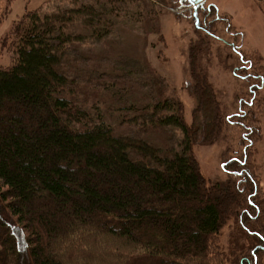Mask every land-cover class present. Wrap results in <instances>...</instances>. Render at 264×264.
I'll return each instance as SVG.
<instances>
[{"label":"trees","instance_id":"trees-1","mask_svg":"<svg viewBox=\"0 0 264 264\" xmlns=\"http://www.w3.org/2000/svg\"><path fill=\"white\" fill-rule=\"evenodd\" d=\"M81 1L27 12L5 37L13 59L0 68V264H264L254 160L261 59L235 49L236 75L257 80L229 118L243 125L245 146L224 164L233 181L208 186L193 140L219 122L213 95L189 127L179 100L159 89L153 97V86L131 92L123 65L86 62L82 46L107 38L115 23ZM179 1L180 10L184 2L200 8V0ZM194 22L212 32L198 13ZM201 51L194 45L190 56L199 80ZM161 131L186 136L163 149L147 139Z\"/></svg>","mask_w":264,"mask_h":264},{"label":"rangeland","instance_id":"rangeland-1","mask_svg":"<svg viewBox=\"0 0 264 264\" xmlns=\"http://www.w3.org/2000/svg\"><path fill=\"white\" fill-rule=\"evenodd\" d=\"M81 3L107 13L115 23L107 38L82 46L86 62L123 65L132 72L124 81L130 85L131 92L147 85L153 86V97L159 89L179 100L189 127L195 123V110L209 106L213 95L215 114L217 105L220 119L217 125H206L208 129L200 130L194 137L193 155L208 186H224L233 181L234 175L224 170V164L242 155L244 127L235 118L234 122L229 118L239 113L241 100L250 98L251 85L257 82L236 75L241 62L235 49L249 54L255 52L264 67V0H200V8L193 6L194 12L187 2L180 10L179 0H82ZM47 6L53 12L57 7L72 8L74 4L72 0H15L8 5V0H0V68L9 66L13 59L5 45L7 33L27 12ZM212 8L213 15L216 13L220 18L217 23L208 14ZM197 13L202 22L214 24L212 32L197 29L194 22ZM194 45L202 49L198 54L201 80L192 71L190 56ZM261 101H264V75L255 103ZM261 106V139L255 146L254 160L264 198V103ZM211 114L214 118V113L206 116ZM203 116L199 114L200 119ZM211 120L210 117L208 121ZM204 122L203 119L201 123ZM185 136L180 131L174 136L161 131L147 135V139L165 149ZM232 230V222L228 221L222 230L223 243Z\"/></svg>","mask_w":264,"mask_h":264}]
</instances>
